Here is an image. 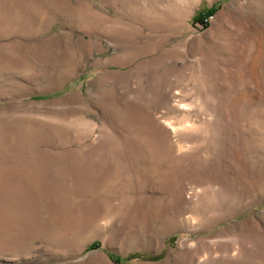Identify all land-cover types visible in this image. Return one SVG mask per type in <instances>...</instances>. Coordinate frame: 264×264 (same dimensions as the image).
<instances>
[{"label":"rangeland","instance_id":"rangeland-1","mask_svg":"<svg viewBox=\"0 0 264 264\" xmlns=\"http://www.w3.org/2000/svg\"><path fill=\"white\" fill-rule=\"evenodd\" d=\"M0 264H264V0H0Z\"/></svg>","mask_w":264,"mask_h":264},{"label":"trees","instance_id":"trees-1","mask_svg":"<svg viewBox=\"0 0 264 264\" xmlns=\"http://www.w3.org/2000/svg\"><path fill=\"white\" fill-rule=\"evenodd\" d=\"M215 11V8L209 9L206 12L201 13L200 15H198L197 20H200L201 22L205 23V25H207L208 23L205 22V20L213 14V12ZM100 245L97 244H93L90 246V248L94 249V248H99ZM108 255H110V257H112L116 262L119 263H125L126 258L124 257H120L114 253H112L111 251L107 250Z\"/></svg>","mask_w":264,"mask_h":264}]
</instances>
